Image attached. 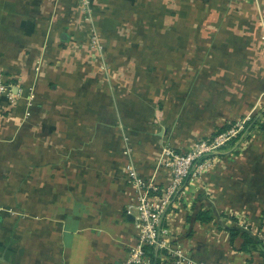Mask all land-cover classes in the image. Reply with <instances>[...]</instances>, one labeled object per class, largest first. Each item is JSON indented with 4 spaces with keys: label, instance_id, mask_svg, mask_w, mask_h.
<instances>
[{
    "label": "crops",
    "instance_id": "0c3cea01",
    "mask_svg": "<svg viewBox=\"0 0 264 264\" xmlns=\"http://www.w3.org/2000/svg\"><path fill=\"white\" fill-rule=\"evenodd\" d=\"M89 14L0 0L16 95L0 97V264H125L128 169L162 187L166 148L240 120L252 135L187 183L163 238L197 263L264 264V0H91Z\"/></svg>",
    "mask_w": 264,
    "mask_h": 264
},
{
    "label": "built area",
    "instance_id": "2783aa9c",
    "mask_svg": "<svg viewBox=\"0 0 264 264\" xmlns=\"http://www.w3.org/2000/svg\"><path fill=\"white\" fill-rule=\"evenodd\" d=\"M90 4L91 0H79L80 9L85 12L88 21ZM94 44H98L96 39ZM0 97H6L11 102L16 100L12 83H9L2 73H0ZM246 123V121L237 122L226 132L201 139L187 152L166 148L164 165L171 171V180L162 187L157 186L154 181L141 178L135 169L131 167L128 169V183L135 197V204L129 207V211H134L136 214L134 225L138 238L137 245L132 248L125 264H150V258L145 251L150 247L166 250L169 264H202L192 261L183 246H171L163 238L162 224L184 186L199 180L212 168L218 153L243 133ZM200 160L203 161L199 162ZM259 240L264 249V231L260 234Z\"/></svg>",
    "mask_w": 264,
    "mask_h": 264
},
{
    "label": "rangeland",
    "instance_id": "374dc122",
    "mask_svg": "<svg viewBox=\"0 0 264 264\" xmlns=\"http://www.w3.org/2000/svg\"><path fill=\"white\" fill-rule=\"evenodd\" d=\"M244 120H240V121H236V122H233V123H231V124H229V125H234V124H236L237 122H243ZM247 123H246V125H245V130L243 131V133L236 139V140H234V142L232 141V142H230L227 146H234V145H240V144H242V142L244 141V142H246V140H248L249 138H250V135H252V133H250V130L247 128ZM231 128V127H230ZM214 132H217V131H214ZM208 137H210V136H208ZM208 137H206V138H208ZM206 138H202V139H206ZM226 146V147H227ZM225 148H223V150H224ZM222 150V151H223ZM222 151H220L218 154V156H220L221 154H222Z\"/></svg>",
    "mask_w": 264,
    "mask_h": 264
},
{
    "label": "trees",
    "instance_id": "16d2710c",
    "mask_svg": "<svg viewBox=\"0 0 264 264\" xmlns=\"http://www.w3.org/2000/svg\"><path fill=\"white\" fill-rule=\"evenodd\" d=\"M230 127H232V125H228V126L222 128L221 130H218L217 132H215L214 134H212L211 137H214V136H216V135H218V134H220V133L226 132ZM236 139H237V138H236ZM236 139H235V140H236ZM178 152H179V151H178ZM202 161H203V160H200L199 162H202ZM199 162H198V164H199ZM186 185H187V184H186ZM186 185H185V186H186ZM185 186H184V188H185ZM259 242L261 243V241H259ZM261 246H262V243H261ZM262 247H263V246H262ZM145 251H146V255H147L148 257H151V255L154 254V252H155V248H154V247L146 248Z\"/></svg>",
    "mask_w": 264,
    "mask_h": 264
}]
</instances>
